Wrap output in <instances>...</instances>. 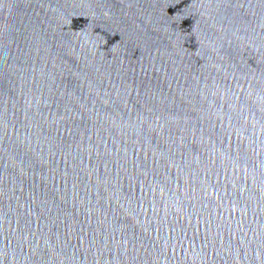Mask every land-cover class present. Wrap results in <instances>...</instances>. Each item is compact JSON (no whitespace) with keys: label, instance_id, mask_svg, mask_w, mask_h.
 Returning a JSON list of instances; mask_svg holds the SVG:
<instances>
[{"label":"water","instance_id":"obj_1","mask_svg":"<svg viewBox=\"0 0 264 264\" xmlns=\"http://www.w3.org/2000/svg\"><path fill=\"white\" fill-rule=\"evenodd\" d=\"M0 264H264V0H0Z\"/></svg>","mask_w":264,"mask_h":264}]
</instances>
